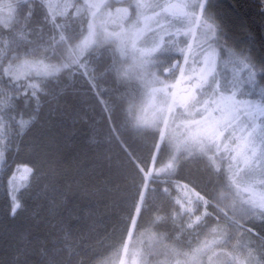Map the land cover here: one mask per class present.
I'll use <instances>...</instances> for the list:
<instances>
[{
    "label": "trees",
    "instance_id": "trees-1",
    "mask_svg": "<svg viewBox=\"0 0 264 264\" xmlns=\"http://www.w3.org/2000/svg\"><path fill=\"white\" fill-rule=\"evenodd\" d=\"M8 2L0 0V5ZM130 2L109 0L110 10L117 5L128 7ZM76 5L80 6L79 14L73 8L65 19L57 17L56 22L66 24L74 35H78L74 42L79 43L87 32L89 13L83 7L84 0H77ZM207 7L220 28L217 72L222 90L231 91L225 86L233 78L246 79L248 69L235 57L247 56L253 65L256 87L249 89L245 84L242 91L251 90L252 98L260 100L264 97V0H209ZM29 11L31 22L43 29L46 40L50 27L44 24V17L48 15L46 8L39 0L21 2L19 12L27 14ZM6 14V9L0 10V16ZM7 32L0 26V33L5 38ZM29 39L34 41L29 47L43 43L31 35ZM169 39L171 36L166 38ZM175 40L180 47L186 46L183 37ZM112 47L105 43L89 49L92 52L89 57L91 78L79 72L69 75L64 71L58 78H49L52 83L48 94L40 97L38 108L15 102L16 108L11 111L14 116L19 112L23 113L24 119H29L30 114L34 119L22 135L11 138L0 172V264H123L133 253L139 254L140 259L146 257L147 264H174V259L183 262V254L191 256L196 248L213 239L211 229L215 224L211 218H207V228L185 227L177 234L171 223L164 226L153 223L154 214L144 209L141 210L142 218L137 219L132 238L128 239L126 222L135 194L134 183L138 181L129 154L141 159L148 157L153 136L157 133L154 128H135L133 119L137 116L159 119V113L147 110L138 79L125 84L117 78L112 70ZM228 50L233 53V62H228ZM173 55L182 57L181 53L174 52ZM51 62L58 60L53 57ZM123 63L129 67L134 65V60L128 55L123 58ZM149 72L169 81V74L158 67L149 66ZM6 80L5 77L2 83L8 87ZM130 106L131 113L128 111ZM184 120L182 110L175 109L168 117L165 134L175 131L179 136ZM163 158L166 162L168 155L164 154ZM25 167L32 171L27 178L16 179L18 191L14 194L21 208L12 216L13 193L9 179ZM176 180L194 182L199 186L197 190L213 203L218 202L215 198L220 193H225L229 198L222 200V207L232 202L225 187V176L210 171L201 160L181 159L180 167L172 177L173 186L164 185L169 187L170 196L154 193L150 203L167 208L177 194ZM208 209L212 212L211 204ZM240 215L242 213L237 211L238 218ZM242 222L249 227L255 225L254 233L264 235L258 218L245 216ZM181 223V218L177 217L176 226ZM161 237L167 249L182 255L174 258L163 254ZM125 243L127 254L123 251ZM238 243L246 244L255 260H261V242L255 235H237L232 244ZM213 247L216 255L205 250L199 256L198 264H229L224 252H231L232 248Z\"/></svg>",
    "mask_w": 264,
    "mask_h": 264
},
{
    "label": "snow or ice",
    "instance_id": "snow-or-ice-1",
    "mask_svg": "<svg viewBox=\"0 0 264 264\" xmlns=\"http://www.w3.org/2000/svg\"><path fill=\"white\" fill-rule=\"evenodd\" d=\"M21 2L27 3V0H9L0 5V10L6 9L7 12L0 16V26L8 30L7 38L0 33V82L6 77L12 93L6 99L0 98V165L5 163L4 154L11 143L13 125L15 135L19 136L34 119L30 114L29 119L25 120L23 113L19 112L16 116L6 115L5 108L14 111L16 101L25 107L35 105L38 108L40 97L48 94L47 90L52 83L49 78H58L64 71L69 75L79 72L91 78L89 57L92 52L89 49L93 45L99 47L108 43L113 46L112 70L118 79L125 84H129L134 78L138 79L145 102L149 106L154 105L157 93L163 97L161 106L156 108L159 119L147 120L140 116L133 119L135 128H154L157 133L153 136L154 143L148 157L141 159L129 154L130 161L135 164L138 181L134 183L135 194L126 222L128 239L132 238V230L137 227V219L142 218V209L154 214L153 223L161 226L171 223L177 234L193 225L207 228V218H211L215 224L211 229L213 239L196 248L191 256L183 254V262L174 259V264H198L199 256L205 250L216 255L213 246L222 250L232 248L231 252H224L229 264H264V235L254 233L255 225L249 227L242 222L245 216L258 218L261 228H264V192L258 197L254 194L255 183L264 188V97L254 100L251 90L242 91L245 84L249 89L256 87L253 65L247 56L235 57L248 69L246 79L229 80L225 87L231 89L230 94H225L222 90L217 72L220 52L213 44L208 43L210 40H214L217 45L221 42L219 25L208 12L209 0H182L181 3L131 0L128 7H117L115 15L109 11V0H84L83 7L89 13V18L87 35L79 39V43L74 42L78 35H74L66 24L56 22L57 13L53 12L50 0L44 2L49 10L44 17V24L46 27L50 25L46 40L43 29L31 22V11L27 14L19 12ZM67 7L76 8L77 14L80 12V6L76 4L65 5ZM130 8L133 9L132 12L129 11ZM58 14L63 16L64 12ZM169 17L178 20L183 27H176ZM109 23L116 25L114 30H108ZM173 28L175 31L171 30ZM196 29L200 30L204 43L210 49L203 50L205 54L199 69L189 65L188 53L192 50L190 44L185 49L175 39L165 38L181 34L195 35ZM30 35L43 43L37 47H29L34 43L29 39ZM174 52L182 54L183 63L173 55ZM128 55L132 56L134 65L125 67L123 58ZM228 56V62H233L231 50H228ZM53 57L57 58V63L51 62ZM149 66L158 67L162 72L170 74L174 83L169 84L154 72H149ZM146 77L148 78L145 79ZM157 84L161 87H156ZM182 84L186 86L178 91ZM0 97H4L2 88ZM177 108L185 116L181 125L183 132L179 136L175 131L166 135L164 129L168 128V117ZM128 111L132 112L131 106ZM164 154L168 155L166 162ZM181 159L201 160L210 171L225 176V187L232 202L222 207V200L229 197L220 193L215 198L218 202L213 203L202 191L197 190L198 185L189 182L174 185L178 191L183 192V199L173 198L169 206L163 209L151 204L150 198L154 193L170 196L169 187L173 186L172 177L180 167ZM31 171L30 168H24L25 173L30 174ZM166 184L169 187H165ZM9 187L13 193L11 215L15 216L21 208L14 194L18 191L15 175L9 179ZM242 192L253 195L245 199ZM210 204L212 212L208 211ZM237 211L242 213L239 218ZM177 217L182 220L181 226H176ZM184 219L190 223L184 225ZM237 235H255L261 242L260 261L255 260L246 244H232ZM160 243L164 246L163 237ZM164 249L163 254L174 258L182 255L166 246ZM123 251L127 254V243L123 245ZM132 255L135 257L138 254ZM208 259L211 261L212 257ZM133 264H137L135 259ZM139 264H147L146 257H141Z\"/></svg>",
    "mask_w": 264,
    "mask_h": 264
},
{
    "label": "rangeland",
    "instance_id": "rangeland-1",
    "mask_svg": "<svg viewBox=\"0 0 264 264\" xmlns=\"http://www.w3.org/2000/svg\"><path fill=\"white\" fill-rule=\"evenodd\" d=\"M39 1L44 5L45 0H39ZM76 1L77 0H50L51 4L53 5V12L54 13H57L56 19H57V17H60L62 19H65L68 16V14L70 13V11L74 8V7H67V8H65V5L76 4ZM162 2H165V3H181L182 0H162ZM117 7H127V6H125V5H123V6L117 5V6H115V8L113 10H110L109 9V11H111L113 13V15H115V9ZM46 10L49 13L48 8H46ZM129 11H130V9H129ZM59 12H64V15L63 16L59 15L58 14ZM169 19H172V18L169 17ZM172 23L176 27H183V25L178 20L172 19ZM107 27H108V30L110 31V30H112L111 27H116V25L109 23L107 25ZM85 28H86V26H85ZM171 30L172 31H175L174 28L171 29ZM86 35H87V32H86L85 36ZM167 37L168 36H166L165 38H167ZM178 37H180V38L183 37V39L187 41L186 46L184 47L185 49H187V46L189 44L191 45V49L192 50H191L190 53H188V56H189V65H191L192 67H195L197 69H199L200 67H202V60H203V56L205 54V52L203 50L204 49H208V44L207 43H204L203 38L201 37V34H200V30L199 29H196L195 35H184V34H181V35L176 36V37H171V39H176ZM208 43L213 44V46L216 47L217 50L220 52V50H219L220 48L215 43L214 40H210V41H208ZM208 50L210 51V49H208ZM178 58L181 59V63H183V56L182 57L180 56ZM218 63H219V58H218ZM185 67H187V66H185ZM217 68H218V65H217ZM167 83H169V84L174 83V80H172L170 78V74H169V81H167ZM185 86L186 85H183L182 84L180 86V89L178 91L182 90ZM0 88H2L3 89V92H4V97H0V98L6 99L7 96L12 95V93L9 91V87H7L6 85H4L2 82H0ZM225 94H230V92H225ZM162 99H163L162 94L157 93L156 94V98H155L154 105L149 106L147 104V110L151 111L152 113H156L157 112L156 111V108L159 107V106H161ZM254 100H256V99H254ZM11 111H12L11 109L5 108L6 115L7 114H11L12 116H14ZM196 118L199 119V117H196ZM17 119H19V118H17ZM262 119H264V118H262ZM25 120H28V119H25ZM14 135H15V125H13V132H12V135H11V138L12 139L14 138ZM7 149H8V147H7ZM7 149H6V151H7ZM6 151H5V154H4V160H5ZM3 165H0V172L3 169ZM241 175H243V173H241ZM15 176H16V179L17 180H21V179L27 178L28 177V173H25L24 170H22V171H19V173H17ZM176 183L184 184V183H187V182L176 180L175 183H174V185ZM242 187H244V185H242ZM175 190H176V193H177L176 196H175V198L176 199H183V192L182 191H178L176 188H175ZM261 192H264V188H261V186L259 185V183H255L254 184V194L258 197L261 194ZM241 195L245 199H248V198H250L253 195V193H243L242 192ZM208 211H209V209H208ZM183 221H187V223H190V221H188L187 219H184ZM195 227L196 226L193 225V227L192 228H189V229H193ZM133 231H134V229L132 230V233H133ZM134 259L137 261V264H139V261H140L139 254L136 255L135 257L133 255L132 256H129L125 260V262H123V264H133V260Z\"/></svg>",
    "mask_w": 264,
    "mask_h": 264
}]
</instances>
